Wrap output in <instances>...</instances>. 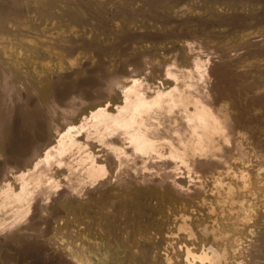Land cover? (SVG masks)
<instances>
[{
  "label": "bare ground",
  "instance_id": "obj_1",
  "mask_svg": "<svg viewBox=\"0 0 264 264\" xmlns=\"http://www.w3.org/2000/svg\"><path fill=\"white\" fill-rule=\"evenodd\" d=\"M192 1L0 6L2 32L16 25L23 40L16 55V35L0 37V256L55 257L52 234L72 228L89 252L86 263L65 249L74 264L118 244L142 264H264V224L242 240L234 210L242 186L264 205L251 115L264 108L254 94L264 81L240 69L264 58V44L243 27L244 51L217 60L193 38L167 41L157 27ZM163 54L164 64H138Z\"/></svg>",
  "mask_w": 264,
  "mask_h": 264
},
{
  "label": "rangeland",
  "instance_id": "obj_2",
  "mask_svg": "<svg viewBox=\"0 0 264 264\" xmlns=\"http://www.w3.org/2000/svg\"><path fill=\"white\" fill-rule=\"evenodd\" d=\"M6 1L0 3V6L4 7V6L8 5V7H11V8L15 7V5H16L15 0H6ZM201 1L205 2V3H203V6H201L197 11L195 10L196 12L192 11L191 5L194 4L195 5L194 7H196L197 6L196 2L199 3ZM201 1L200 0H193L192 2L185 3L186 6L184 4V6H183L184 8L183 7H182L183 9L181 8V12H182V13H180L181 16L178 15L177 18L174 15L173 16H167L166 22L161 27H157L158 30H162V31H165L168 29L166 31V33H168V34H165V36L166 35L169 37L171 36V38H168L166 36L167 41H169L172 38L174 39L176 37L174 39V41H176V44H177V43H179V41L181 39H183V37L193 38L196 41V43L199 44L200 47L202 48V49L198 48L197 51L203 50L206 55H208L209 52H212L213 54H211L210 56L216 57L217 60H220V58L223 57L222 56L223 52L227 51V52L231 53V51H238V52H241L242 50L244 51V49H243L244 48V46H243L244 39L236 35L237 34L236 32H238L241 29L245 28L246 31L248 32V33L246 32L247 36H248V40L251 41L253 39L254 40L257 39L261 42V44H264V0H230L229 4L232 5V7L230 6V7L226 8L225 5H222V6H219L218 8H216V10H213V12L211 10H209V11L205 10V8H206L205 4L208 2V0H201ZM146 9L149 10L151 8L148 6H145L144 10H146ZM183 12H185V13H183ZM211 12L213 14H211ZM203 16H205V17H203ZM168 17H170V18H168ZM163 27H165L166 29ZM185 27H187V29ZM181 28H184L185 30L181 29ZM11 29L10 30L5 29L6 31H4V32H2L3 30L0 29V37L7 36L10 34L16 35L15 39L13 41V44L10 45V48L17 55V53L18 54L20 53L19 50L22 51V47H23L22 44H20L23 42V40H22L21 36L20 37L18 36L19 33L17 34V32L20 30V27L13 25V26H11ZM163 29H165V30H163ZM7 30H9V32ZM234 33H236V34H234ZM13 35H12V38L14 37ZM19 41H20V43H19ZM169 42H172L175 45V42H173V40H170ZM14 48H15V50H14ZM238 49H241V51ZM214 54H217L218 56L217 55L214 56ZM262 55L264 56V52ZM143 56L138 58V60H140V59L142 60ZM153 57H154V59H152ZM168 57H169V55H168ZM152 58L151 59L149 58L150 60L148 58H146V59L144 58L143 61H138V64H142V62L144 63L145 60L148 62H151L150 63L151 65L149 64L148 66H152L153 64H155V62H153V60L156 61V63H158V64L159 63L164 64L163 62H165L166 55L165 54H163V56L153 55ZM204 60H206V58ZM249 61L248 62L245 61L244 65H246V66L243 65L242 66L243 68L241 67L240 69L242 71H247V69H249L248 70V77H249L248 79L250 82H252V83H258L259 81L263 82L264 79L262 77H260V75H261L260 73L264 72V58L259 59L258 61L254 60V59H251ZM255 66L257 69H255ZM130 68L134 69L135 66H131ZM255 71H257V72H255ZM254 78H256L255 79L256 82L254 81ZM261 80H263V81H261ZM262 85H260L261 88H259L257 91L255 90L254 94L256 97L264 100V98H263V96H264V83H262ZM255 111H256V113H254ZM251 115H252V118L254 117L253 119H255V120H253L254 121L253 130L255 131L253 133L254 136L259 137V139H261V140H264V117H263L264 116V108L253 110L251 112ZM259 124H262V125H259ZM254 147L255 146H253V148H252L254 151L253 156L255 158H259L260 156H262V152L256 147L255 148L258 151L255 150ZM259 152L261 154H260V156L258 155L259 156L258 157L257 153L259 154ZM237 188H235V191L239 192V194H237L236 197H234L235 198L234 210H235V215H237V220H238V222L242 228L241 232L239 233V236L243 240L245 234H248L252 230L259 229L260 227L261 228L263 227V224H264V205L259 206V204L256 201H254V197L250 193H247L245 191V188H246L245 186H242V188H240V189L239 188L237 189ZM259 210H261V211H259ZM238 215H239V217H238ZM68 231H70V232H68ZM75 231H76L75 229L68 228L67 230L66 229L56 230V234H52L56 239V246H57V249L59 250V253H57V256L55 255V257L49 258L43 254L33 253V252H29V251L22 253V255H24V257L20 254H18V256H17L16 254L2 253V255L0 256V264H68V262H66V260L69 261V258L67 256L68 253L66 252L67 254H65V252H64L65 249L71 253L70 257H74L80 261L82 260V261L88 263L87 257H88L89 252H87L85 250V248L83 247V246H85L84 244L79 246L77 243L74 242V240L76 238H78L75 236L76 235ZM92 234L94 235V233H91V235ZM69 239H70V241H69ZM72 239H74V240H72ZM155 241H157V238H153V239L151 238L148 241V245L156 246ZM122 247H123L122 245L118 244V245H116L115 248H113V250L111 249V252H110V249H108V248L103 249V252H106V255H99V257H96L98 255H96V256L89 255V259H90L91 264H142L141 262H139V263L134 262L133 254H132L133 251L131 248H128V247L124 248L123 247V249H121ZM119 249H121V250H119ZM117 250H119V251L117 252ZM133 250L138 251V249H136V248H134ZM121 252H124V253L120 254ZM4 257H6V258H4ZM1 258H2V260H1ZM70 261H69V264H74V262L72 260H70ZM238 262H241V264H251L250 259H247V258L239 259L237 261V263Z\"/></svg>",
  "mask_w": 264,
  "mask_h": 264
}]
</instances>
